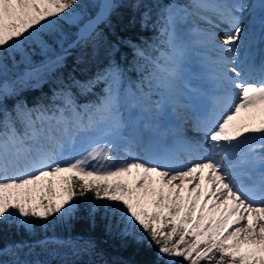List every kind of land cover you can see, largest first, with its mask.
I'll use <instances>...</instances> for the list:
<instances>
[{"label": "snow or ice", "instance_id": "1", "mask_svg": "<svg viewBox=\"0 0 264 264\" xmlns=\"http://www.w3.org/2000/svg\"><path fill=\"white\" fill-rule=\"evenodd\" d=\"M77 5L78 0H0V49L11 52L33 40L47 48L41 34L59 30L58 20L76 23ZM140 6L137 0L135 7ZM155 6L166 50L153 58L127 41L135 56L151 65L135 91L132 84L123 87L125 69L115 62L86 82L71 77L68 90L53 96L60 103L51 106L29 108L19 102L9 111L4 100L15 89L0 85V224L34 234L37 226L47 229L83 210L93 220L102 213L124 225V236L146 237L157 250V264H264V151L257 152L264 150V65L232 66L238 48L251 40L257 13L264 29V0L251 5L245 0H155ZM114 7L105 0L96 20L81 28L69 47L95 46L96 25ZM145 7L147 22L152 8ZM246 9L247 28L240 15ZM193 15L211 28L182 32L180 25ZM221 23L227 28L218 39L212 29ZM61 47L64 54L26 71L24 79L39 83L62 67L67 49ZM148 47L159 51L156 43ZM197 48L203 50L199 55L212 84L209 93H201L209 104L195 117L203 140L180 139L178 147L169 148L162 141L175 131L171 118L179 120L180 109L194 107L184 102L192 99L184 72L189 53ZM101 82L106 84L102 96L76 103L72 87L85 94ZM144 133L151 134L147 140ZM134 170L137 178L130 183L126 177ZM49 244L74 251L95 247L91 239L53 236L0 247V256L15 257L0 264H32L19 252L27 248L30 255L36 246Z\"/></svg>", "mask_w": 264, "mask_h": 264}, {"label": "trees", "instance_id": "2", "mask_svg": "<svg viewBox=\"0 0 264 264\" xmlns=\"http://www.w3.org/2000/svg\"><path fill=\"white\" fill-rule=\"evenodd\" d=\"M160 2L168 4L170 0H160ZM177 2L186 4L188 0H177ZM136 3L137 0H116L108 19L96 25L100 38L95 42V46L89 43L86 46L69 47L76 40L79 27L58 20L59 30L41 34V39L47 44V48L43 49L40 43L33 40L24 43L21 47L24 50L17 49L11 51L9 55L0 50V65L3 66L0 67V85L5 83L11 85L21 78L30 66L44 64L51 57L64 54L62 45L67 49L62 67L46 74L39 83L32 82L33 84L26 87L18 86L15 94L4 100V106L12 111L19 102L25 103L29 108L39 104L45 106L59 104L60 101H54L53 96L58 91L68 90L66 86L71 85V77L82 83L86 82L93 79L99 69L107 67L111 62L125 69V82L131 84L139 82L142 76L151 70V65L143 59H138L127 41L140 45L153 58L159 56L160 51L166 49V46L160 44L163 37L159 36V29L156 26L158 9L155 0H141L139 8L135 7ZM145 4L152 8L151 19L147 22L143 17V13L148 11ZM74 7L82 13L83 20H86L97 14L100 0H78V5ZM26 43L29 47H26ZM153 43L159 45V51L148 47ZM139 65L146 66L141 71ZM105 87L106 84L101 82L85 94L76 87L70 90L76 103L85 105L102 96ZM17 127L19 128L20 125L17 124ZM81 206L83 209V203ZM123 227L124 225H118L111 218H104L102 213L93 220L86 211L82 210L74 218L50 224L47 229L37 226L34 234H29L23 228L14 225L0 224V247L21 242L35 244L38 240L53 236L64 240L83 237L94 241L95 247L74 251L67 246L49 244L47 248L36 246L30 255H25L29 250L24 248L19 252V258L29 260L32 264H36L37 261L41 264H157V250L149 245L147 238L139 241L134 236H124L121 234ZM135 231L140 235L138 228ZM14 258L11 255L0 256V261L11 262Z\"/></svg>", "mask_w": 264, "mask_h": 264}, {"label": "rangeland", "instance_id": "3", "mask_svg": "<svg viewBox=\"0 0 264 264\" xmlns=\"http://www.w3.org/2000/svg\"><path fill=\"white\" fill-rule=\"evenodd\" d=\"M229 2H235V0H229ZM245 2L246 3H248V4H254V2H255V0H245ZM248 9H246L245 10V12L244 13H242L243 15H245V13L247 14L248 13ZM78 12V14H79V20L76 22V23H69V22H67V23H69V24H71V25H74V26H78L79 24H81L82 23V20H83V15L81 14V12L80 11H77ZM212 20H213V23H219L217 20H216V18L213 16L212 17ZM249 20L250 19H248L247 20V22H246V24L244 23V24H242V26H244V27H246L247 28V26H248V22H249ZM205 24L206 25V27H202V26H200V24ZM193 26H199V27H201V28H205V29H208V28H210V27H208V24L205 22V21H202V20H200L199 19V17L198 16H196V15H193V16H191L187 21H186V31H188L189 29H191ZM182 30V29H181ZM212 30H214V29H212ZM214 31H216L217 33H218V31L217 30H214ZM262 33H263V37H264V29H262ZM24 46V43H22V45H21V47H23ZM19 48L20 50H24V49H22V48ZM26 47H29V44H27L26 43ZM40 47H41V44H40ZM243 47H244V44L242 45V46H240L239 48H238V50L236 51V59H235V63L232 65V66H235V67H237L238 68V70H240V61H241V58H242V56H243ZM43 49H45L44 47H43ZM1 50V52H3V53H8V55L10 54V52L9 51H5L4 49H0ZM203 50L202 49H199V48H197V49H193L190 53H189V57H188V63H189V65L191 66V68H192V72L191 73H193V70L195 71V69L197 68V69H200L199 67H198V63L199 62H201V64L203 65V63H202V59H201V56L199 55V53L200 52H202ZM211 55H215V53H210ZM53 56V55H52ZM55 57H51L50 59H54ZM200 64V63H199ZM15 66H18V64H14ZM42 64H40V65H36V66H33V67H29V71L31 70V69H33V68H36V67H38V66H41ZM201 65V66H202ZM3 67V66H2ZM1 67V68H2ZM203 67V66H202ZM14 68H16V67H14ZM25 71H27V70H25ZM191 75V74H190ZM190 75H188V72L187 71H185L184 72V76L186 77V76H188V77H191ZM242 75H243V73H242ZM24 76V75H23ZM45 77H46V75H45ZM198 79H199V76H197L196 75V78H193V82L194 83H197L198 84ZM23 81V82H22ZM29 81H30V83L31 82H34V83H36L37 81L36 80H34V79H27V80H21V82H20V86L22 85V87H26V86H29L30 84H29ZM43 81V80H42ZM123 87L124 88H127L128 87V85H123ZM205 89V88H204ZM206 90V89H205ZM133 91H135V87H133ZM207 93H209V91H207ZM187 95H189V96H191L192 97V99H191V101H189V100H185L184 102L185 103H191V104H193V106L195 107V106H198L200 109H201V107H200V105H198L197 103H198V101L196 100V98L194 97V95L192 94V92L191 91H188L187 92ZM221 101H224L223 99H221ZM194 107L193 108H191V109H189L188 110V113L187 114H189V113H191V111L194 109ZM188 117L187 118H185V119H179V120H177V122L175 123L176 124V126H177V128L180 130V131H183V133H187V135H188V137H187V139H192V135H190L189 133H192L193 135H196V134H202L201 132H198L196 129L195 130H193V129H191V128H189L188 126H186V125H188L187 124V121H188ZM256 123L258 124V120L256 121ZM170 124H171V126H173L174 124H172L171 122H170ZM126 133H127V130H126ZM148 135H151L150 133H147ZM166 138V140H167V143H168V145H170L171 147H175V146H177V141H176V139L170 134V133H168V135L165 137ZM164 138V139H165ZM196 138V137H195ZM164 139H163V141H162V143L165 145V143H164ZM200 140H203V139H198L197 141H200ZM188 141H190V140H188ZM264 151V150H263ZM137 178V176H136V173H135V170L133 171V175L132 176H129V177H126V179L131 183V182H133L135 179ZM58 191H59V188H58Z\"/></svg>", "mask_w": 264, "mask_h": 264}, {"label": "bare ground", "instance_id": "4", "mask_svg": "<svg viewBox=\"0 0 264 264\" xmlns=\"http://www.w3.org/2000/svg\"><path fill=\"white\" fill-rule=\"evenodd\" d=\"M258 3H259V0H255L254 4H258ZM240 15L242 17V24H244V23L246 24L247 20L250 19L248 13L247 14L245 13V15H243V14H240ZM200 26L206 27V25L205 24H202V23L200 24ZM257 26H258V24H257ZM185 27H186V22L180 25V29H182L181 30L182 32H187ZM208 27L211 28V25L208 24ZM226 28H227V25L221 23L219 28H215L214 29V30H217L218 31V39H223V37H224V30ZM262 44H263V40L261 41V44H260V47H259V50H258V55L264 53V46H262ZM199 63L197 65H198V67L200 69H197L196 68L195 69V72H194V75L199 76L198 82H199L200 86L203 87V88H205L207 91L210 92L211 91V88H212V84L207 79L206 69L201 64V62H199ZM224 103H225V101H221V104H224ZM188 110L189 109H180L179 110V112L181 114V117H182L181 119H185V118L188 117L189 118L188 121H187V124L188 125H186V126H188L189 128L195 130L196 129V119H195V117L197 115L201 114V109L198 106H195L194 109L191 111V113L187 114L188 113ZM170 122L172 124H174L172 127L175 129V131L174 132H169V133L176 139V141H178L180 139H184V140H190L192 142H195V141H197L200 138L203 139V134L193 135L192 133H189L190 135H192V139H187V137H188L187 133H183V131H180L177 128V126L175 124L177 122V119L175 117H173V118H171ZM148 136L149 135L147 133H144L145 140H147V137ZM164 143L169 148H176V147H178V145L175 146V147H171L170 145H168L166 138L164 139ZM134 150L139 155H141V156L143 155V153L141 152L140 148L137 147V148H134ZM261 151H263V150L257 149V152H261Z\"/></svg>", "mask_w": 264, "mask_h": 264}, {"label": "water", "instance_id": "5", "mask_svg": "<svg viewBox=\"0 0 264 264\" xmlns=\"http://www.w3.org/2000/svg\"><path fill=\"white\" fill-rule=\"evenodd\" d=\"M111 2L114 4L115 0H111ZM104 3H105V0H102L101 6H102ZM100 11H101V8H100ZM100 11L98 12V14L100 13ZM98 14H97V15H98ZM97 15H96L94 18H92L91 20H89V21H94V20H96ZM109 15H110V14H109ZM109 15H108V16H109ZM89 21H87L86 24H88ZM86 24H85V25H86Z\"/></svg>", "mask_w": 264, "mask_h": 264}]
</instances>
